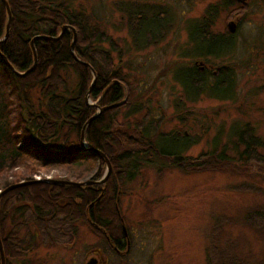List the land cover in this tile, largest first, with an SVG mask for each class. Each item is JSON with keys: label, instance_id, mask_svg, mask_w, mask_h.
<instances>
[{"label": "trees", "instance_id": "trees-1", "mask_svg": "<svg viewBox=\"0 0 264 264\" xmlns=\"http://www.w3.org/2000/svg\"><path fill=\"white\" fill-rule=\"evenodd\" d=\"M7 2L11 20L3 37L8 12L0 0V172L28 157L43 167L69 165L66 175L53 178L97 179L106 168L105 160L88 147L103 151L111 162V170L104 182L81 185L34 180L30 175L2 178L0 191L22 179L34 180L0 194V239L6 264L12 260H18V264L41 263L40 257L27 254L40 246L73 241L79 221L104 231L111 248L127 251L128 231L122 227L115 230L111 216L102 212V205L106 196L112 200L119 197L124 181L133 179L145 166L156 170L174 166L188 171L206 164L221 168L232 161L256 162L257 173L264 174V136L249 119L232 120L227 130H217L210 148L195 156L187 151L196 142L190 131L161 127L163 112L158 110L163 108L158 105L157 56L158 40L171 27L172 13L168 8L155 0H126L117 4L131 35V45L147 48L141 56H135L129 46L121 45L106 30L107 21L114 14L108 0H96L95 5L92 0ZM232 4L233 0L209 4L199 19L187 24L186 41L190 45L184 48L182 56L221 59L237 50L240 22H236L234 31L228 26L223 31L213 29L220 10ZM63 24L76 30L74 54L78 59L70 48L73 30L66 28L57 39L37 37L35 66L18 74L15 70L24 71L33 63L31 38L36 34L56 35ZM103 42L108 46H103ZM195 60L187 65L176 64L173 69L172 76L179 83L175 105L194 102L204 94L237 99L235 59H221L215 65L211 63V68ZM136 72L144 79L138 80ZM87 95L95 101L89 103ZM98 107L103 108L92 117ZM261 109L264 112V106ZM178 118L179 122L187 120L182 112ZM82 129L88 147L81 143ZM32 166L30 171L35 170ZM236 220L263 239L256 264H264V203L245 210ZM218 228L216 224L214 229ZM234 244L228 240L217 249L218 243L212 239L207 264H218L216 259L224 255L226 264H247V258L238 260L231 256Z\"/></svg>", "mask_w": 264, "mask_h": 264}, {"label": "rangeland", "instance_id": "rangeland-1", "mask_svg": "<svg viewBox=\"0 0 264 264\" xmlns=\"http://www.w3.org/2000/svg\"><path fill=\"white\" fill-rule=\"evenodd\" d=\"M95 1L92 0L93 5L97 4ZM125 1L108 0L114 14L107 21L106 30L120 40L121 45L129 46L135 56H141L147 48L137 49L131 45L123 13L117 8L119 2ZM155 1L172 13L171 27L166 28L165 35L158 40V105L163 108L158 110L163 112L161 127L190 131L196 141L187 150L191 156L208 150L212 136L217 130H227L232 120L249 119L264 136V112L261 109L264 106V0H233L234 4L220 10L213 26L214 30L223 31L229 20L240 22L237 50L229 57L221 58L237 62V99L204 94L194 102L183 101L181 106L175 105L179 96V83L172 76L175 65H187L196 59V63L211 68V63L215 65L221 60L211 56H182L184 48L190 45L186 41V26L195 18L199 19L209 4L220 0ZM102 45L108 46L107 42ZM136 75L138 80L143 78L139 72ZM180 112L185 114L186 121L177 120ZM35 163V160L23 157L17 165L3 169L0 180L29 175L36 179L63 177L68 172L67 164L43 167L36 163L32 166ZM258 165L256 162L232 161L221 168L206 164L188 171L174 166L161 170L145 166L133 179L124 181L119 197L112 200L106 196L102 205V212L111 216L115 230L122 227L128 231L127 251L111 248L105 241L104 231L79 221L73 241L40 246L27 256L40 257L39 264H207L214 239L218 243L217 249L232 240L235 247L231 249V256L238 260L245 257L249 260L247 264H256L263 239L258 232L236 219L245 210L264 203V174L257 173ZM31 166L34 171H30ZM104 189L101 187V191ZM96 211L101 212L98 208ZM216 224H219L217 231L214 229ZM224 258L225 255L223 260L216 259V263L226 264ZM17 261L12 260L11 264H18Z\"/></svg>", "mask_w": 264, "mask_h": 264}, {"label": "water", "instance_id": "water-1", "mask_svg": "<svg viewBox=\"0 0 264 264\" xmlns=\"http://www.w3.org/2000/svg\"><path fill=\"white\" fill-rule=\"evenodd\" d=\"M3 2L5 3L6 7H7V12H8V19H7V22H6V32L4 34L3 37H5L8 33V29H9V24H10V20H11V11L9 9V5H8V2L7 0H3ZM227 26L229 28L230 31H234L235 28H236V22L234 20H229L228 23H227ZM66 28H72L73 30V38H72V41H71V44H70V48L74 54V43H75V40H76V30L74 28V26L70 25V24H63L60 28V31L56 34V35H46V34H36L34 35L31 40H30V43H31V47H32V50H33V63L32 65L27 68L26 70L24 71H18V70H15V68L12 66V64H10V62H8V60L4 57L3 55V58L5 60V62L12 68L14 69L18 74H25L26 72L30 71L36 64V61H37V56H36V51H35V46H34V40L37 38V37H43V38H51V39H57L63 32ZM2 39V38H0ZM74 56L78 59V57L74 54ZM95 76L96 74L94 73V79H95ZM94 79L92 80V82L94 81ZM91 82V83H92ZM91 87V84L88 88V91ZM87 100H88V95H87ZM103 107H98L97 111L92 115V117L94 115H96L97 113H99V111L102 110ZM81 143L83 146L85 147H88V145L86 144L85 142V139H84V130L82 129L81 131ZM88 148H91L92 150H94L95 152L99 153L105 160V164H106V168L104 170V173L103 175L100 177V178H97V179H84V180H72V179H63V178H52V177H44V178H41V180L43 181H47V182H51V183H73V184H76V185H81V184H84V183H91V182H104V180L106 179V177L108 176L110 170H111V162L109 160V158L106 156V154H104L103 151H101L100 149H97V148H94V147H88ZM39 179V178H38ZM38 179H34V180H38ZM33 179L31 180H22V181H18V182H13L9 185H7L4 189H2L0 191V193H3L4 191L6 190H9L13 187H16L18 185H21V184H24V183H28V182H31V181H34ZM0 255H1V264H4V251H3V246H2V242H1V239H0Z\"/></svg>", "mask_w": 264, "mask_h": 264}, {"label": "flooded vegetation", "instance_id": "flooded-vegetation-1", "mask_svg": "<svg viewBox=\"0 0 264 264\" xmlns=\"http://www.w3.org/2000/svg\"><path fill=\"white\" fill-rule=\"evenodd\" d=\"M93 262V261H92Z\"/></svg>", "mask_w": 264, "mask_h": 264}]
</instances>
